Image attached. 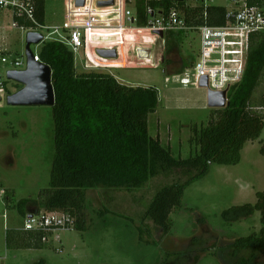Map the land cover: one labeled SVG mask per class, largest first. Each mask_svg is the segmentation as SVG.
<instances>
[{
	"label": "rangeland",
	"instance_id": "obj_1",
	"mask_svg": "<svg viewBox=\"0 0 264 264\" xmlns=\"http://www.w3.org/2000/svg\"><path fill=\"white\" fill-rule=\"evenodd\" d=\"M65 1H47L46 25L64 23ZM107 1L113 0H101L97 6V0H89L86 8L72 5L71 9L80 13L72 19L88 18L94 11L96 15H91L92 18H99L97 15L101 11H112L102 13L101 18L113 19L109 22L111 25L122 27L93 29L88 41L92 55L96 58L98 49H114L117 58L101 60L103 63L141 67L102 70L113 73L123 84L158 90L159 107L149 115V133L160 138L176 158H189L198 149L191 142L195 128L208 125L214 109H220L209 107L207 88L186 87L174 77L193 68L200 51V31L166 33L165 45L160 38L158 45L147 43L146 46L153 48V54L140 60L139 65L134 64L126 58L129 50L143 45L140 35L152 32L128 31L130 23L122 20L121 15L128 10L135 15L137 0H124V4L113 7L100 5ZM210 3L236 9L231 0H212ZM199 4L195 0L187 1V5ZM128 34L135 36L127 37ZM27 35L26 31L13 25L10 11H0V56L4 53L27 59ZM102 35L111 37L106 41L102 40ZM41 46L32 44L31 50L39 53ZM74 55L77 72L87 70L83 52ZM132 55L137 57L136 53ZM0 75L7 79V68L1 64ZM168 77L169 82L166 81ZM7 81L9 95L23 88L21 83ZM7 98L0 103V191H6L5 195L0 193V264H32L42 259L47 264H232L252 252L264 261L263 251L233 246L238 238L260 232V212L239 221H230L224 216V212L234 206L255 204L257 192L264 190V156L260 152L264 129L258 139L244 145L238 164L213 163L205 176L186 187L181 205L171 213L168 233L150 218L144 220V215L162 188L189 177L182 169L161 173L133 190L88 189L86 230L74 228L61 232V244L54 243L61 251L53 244L33 251H30L32 248L8 249L7 231L24 224L15 202L36 199L43 188L49 187L55 156V122L51 106L9 105ZM252 103L253 110L264 115V78L253 94Z\"/></svg>",
	"mask_w": 264,
	"mask_h": 264
},
{
	"label": "trees",
	"instance_id": "obj_2",
	"mask_svg": "<svg viewBox=\"0 0 264 264\" xmlns=\"http://www.w3.org/2000/svg\"><path fill=\"white\" fill-rule=\"evenodd\" d=\"M47 1H37V18L41 24H45ZM248 2L249 5L264 4V0ZM175 4L171 0H137L136 26L147 25L148 6L161 14ZM177 5L189 26L204 23L203 6H188L186 1ZM206 12L209 24L226 22V7L209 5ZM18 24L22 25L23 21ZM39 56L52 69L55 156L49 187L43 188L36 199L15 202L23 218L34 212L64 211L76 217L75 228L86 230L88 189L133 190L161 173L182 169L189 177L162 188L144 215V220L150 218L168 233L171 213L181 205L186 187L205 176L213 163L238 164L244 145L258 139L264 129V115L254 111L252 103L253 94L264 78V32L251 35L242 82L230 88L227 106L214 109L208 125L195 128L191 142L198 149L186 159L176 158L160 138L149 133V115L159 107L156 88L123 84L102 69L78 73L74 52L60 41H44ZM260 152L264 156V143ZM256 195L255 204L234 206L226 210L224 216L230 221H239L259 211L260 232L238 238L233 246L264 252V190ZM42 238L41 231L9 229L6 246L8 249H43L46 243ZM32 264L47 263L42 259ZM232 264H264V261L252 252Z\"/></svg>",
	"mask_w": 264,
	"mask_h": 264
},
{
	"label": "built area",
	"instance_id": "obj_3",
	"mask_svg": "<svg viewBox=\"0 0 264 264\" xmlns=\"http://www.w3.org/2000/svg\"><path fill=\"white\" fill-rule=\"evenodd\" d=\"M37 1L38 0H0V11L8 10L13 17V25L23 31L39 32L45 41L55 40L60 41L69 46L75 53L84 51V60L86 62V69H105L111 68L114 64H105L101 60H108L101 56L96 58L89 53L88 41L91 39L92 30L99 28H114L121 25H111L113 19H102V13L112 11H101L99 18H92L96 15L95 11L88 14V18L81 20H73L72 17L80 13L74 12L71 8L72 5H77V0L65 1V21L62 25H46L41 24L37 18ZM101 0H97V6ZM127 1V0H126ZM188 1V0H184ZM200 2L201 5H188V6H203L207 11V7L211 5L212 0H195ZM236 9H227L226 22L221 25L209 24L207 12L205 11V20L203 24L196 27L187 24L184 12L175 2L161 12L152 7H147V15L149 20L146 26L138 27L135 22V15L131 11L123 13L122 20L130 23L128 29L135 26L139 30H147L155 33L158 38H161L165 45L164 36L166 33H173L176 31H189L192 29L199 30L201 36L200 51L197 60L192 69L186 71L181 75L174 76L176 82L183 86H197L201 87L200 83L204 77L207 78L208 91L222 92L227 91L231 87L240 84L243 80L250 37L254 33L264 32V4L262 5H249L248 0H231ZM114 4H124V0H113ZM89 5V0H85L83 8ZM213 5V4H212ZM225 7V6H224ZM114 12V11H113ZM81 15H84L82 13ZM92 15V16H91ZM18 21H23V24H18ZM100 22V23H99ZM163 33V37L159 33ZM98 38V35H93ZM102 40H109L111 36L102 35ZM129 37V36H127ZM99 50V49H98ZM97 50V51H98ZM111 50V49H105ZM149 48L137 46L135 51L139 60H146L151 57H145L143 51ZM98 54V53H97ZM96 54V55H97ZM118 54L119 50H118ZM35 61L42 62L39 53H34ZM93 57V58H91ZM90 60L92 63H90ZM0 64L4 65L8 71L16 70L21 71L27 69V59L22 56L2 54L0 56ZM8 77L3 79L0 75V103L2 100L9 96L8 93ZM169 82L170 78H166ZM228 96V95H227ZM5 190H1V195H5ZM76 217L64 211H40L37 213H29L24 217V224L22 230L24 231H41L43 234V242L46 244L58 243L61 244V232L72 230L76 227ZM61 251L60 247H56Z\"/></svg>",
	"mask_w": 264,
	"mask_h": 264
},
{
	"label": "water",
	"instance_id": "obj_4",
	"mask_svg": "<svg viewBox=\"0 0 264 264\" xmlns=\"http://www.w3.org/2000/svg\"><path fill=\"white\" fill-rule=\"evenodd\" d=\"M173 2H183L184 0H171ZM85 0H77L78 6H83ZM113 1L101 2L100 5H113ZM163 37V33H159ZM45 41L44 36L39 32H29L26 40L27 69L21 71H8L9 80L16 81L23 85V88L7 98L9 105L23 106H51L55 105V91L52 84V69L43 62L35 61L31 45H40ZM98 55L107 58H117V51L114 49H99ZM145 57H149L150 51H143ZM207 78L204 77L200 83L201 87H207ZM227 91H208V105L212 108H224L228 104Z\"/></svg>",
	"mask_w": 264,
	"mask_h": 264
},
{
	"label": "crops",
	"instance_id": "obj_5",
	"mask_svg": "<svg viewBox=\"0 0 264 264\" xmlns=\"http://www.w3.org/2000/svg\"><path fill=\"white\" fill-rule=\"evenodd\" d=\"M213 5H215V4H213ZM226 7V6H225ZM5 11V10H4ZM139 30V29H137L135 26H133L132 28H130V29H127L128 31H132V30ZM126 36H129V37H134L135 36V34H128V35H126ZM140 37H141V41L143 40V45H137V46H143V47H146V48H149L150 49V51H151V55L153 54V52H152V49H151V47H149V46H146V44L147 43H153V44H155V45H158L157 43L159 42L158 41V37H157V35L155 34V33H152V34H150V33H145L143 36H141L140 35ZM160 40H161V38H160ZM162 41V40H161ZM145 45V46H144ZM136 46V47H137ZM136 47H134V48H132L131 50H129V52H128V54H127V56H126V58L131 62V63H134V64H137L138 63V65L140 64V60L138 59V57H134L133 55H132V53H136V51H135V48ZM156 47H158V46H156ZM154 48H155V46H154ZM159 48V47H158ZM156 49V48H155ZM88 51H89V53H91V55H92V51L90 50V49H88ZM83 52V56H84V51H82ZM137 54V53H136ZM121 54H119V56H120ZM132 55V56H131ZM91 58H93V57H91ZM119 59L120 60H122L123 59V57H119ZM124 59H125V57H124ZM111 60V59H110ZM90 63H92L91 62V60H90ZM111 68H114V70L115 71H118V70H135V69H139V68H141V67H136V66H128V67H125V65H123V64H114L113 66H111ZM144 68V67H143ZM85 71H88V69L87 70H85ZM113 74V73H112ZM114 75V74H113ZM202 88H205V87H202ZM207 102H208V93H207ZM23 221H24V218H23ZM14 229H22V227H16V228H14ZM48 246H50V244L48 245V244H46V246H45V248L46 247H48ZM54 246V245H53ZM55 247V246H54ZM33 250H36V249H31L30 251H33Z\"/></svg>",
	"mask_w": 264,
	"mask_h": 264
}]
</instances>
